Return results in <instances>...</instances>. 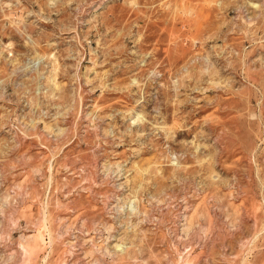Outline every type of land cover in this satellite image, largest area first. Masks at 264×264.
<instances>
[{
    "label": "rangeland",
    "instance_id": "1",
    "mask_svg": "<svg viewBox=\"0 0 264 264\" xmlns=\"http://www.w3.org/2000/svg\"><path fill=\"white\" fill-rule=\"evenodd\" d=\"M0 264H264V0H0Z\"/></svg>",
    "mask_w": 264,
    "mask_h": 264
}]
</instances>
